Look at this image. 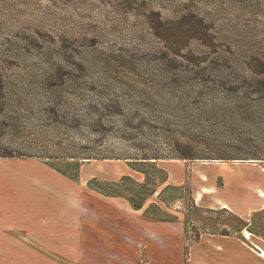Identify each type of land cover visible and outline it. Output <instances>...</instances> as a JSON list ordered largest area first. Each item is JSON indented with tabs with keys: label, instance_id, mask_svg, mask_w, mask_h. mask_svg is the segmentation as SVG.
Masks as SVG:
<instances>
[{
	"label": "rangeland",
	"instance_id": "374dc122",
	"mask_svg": "<svg viewBox=\"0 0 264 264\" xmlns=\"http://www.w3.org/2000/svg\"><path fill=\"white\" fill-rule=\"evenodd\" d=\"M205 58L221 62L226 59L264 60V0H0V66L14 67L4 71L5 74L12 73L11 79H23L26 74L33 81V77L48 78L51 69L69 64L73 69H67L73 73L71 77L75 81L65 87L63 94L73 101L74 108L95 101L93 96L105 102L102 98L114 93L123 99L135 96L132 102L135 105L140 101L138 95L153 93L154 89L143 85L132 87L133 82L143 83L144 78L156 72L159 64L170 60L195 63ZM118 64H130L138 70L124 75ZM256 88L253 83L244 90L257 96ZM29 91L35 95L31 100L33 105L22 102L18 105H23L25 110L30 107L32 115L37 116L39 103L47 99L45 94L50 91L35 85ZM76 97L84 99L85 103ZM142 121L141 127L131 125L128 131L120 121L100 130H83L82 127L72 139L77 138L75 142L83 150L113 156L142 152L169 155L171 148L177 147L180 138L177 136L182 132L179 126L149 118ZM183 131L188 133L184 128ZM81 132L83 136H80ZM44 135L51 140L53 136L62 140L67 138L64 131ZM193 139L195 143L201 139L196 130ZM195 150L201 149L195 147ZM209 152L205 151L206 154ZM15 158L33 160L39 169L50 171L53 187L59 183V187L64 188L49 190L50 186L45 185L51 181L42 182L39 176L33 189L40 196L48 193L52 198L69 200L72 209L76 208L73 200H79L85 206V219L80 227L86 248L96 245L99 250L116 251L125 247L118 235L121 232L115 231V226L109 222L111 215H115L108 204L119 197L135 203L145 200L146 216L170 224L165 231L174 239L167 242V247L171 244L176 248L177 232L180 231L185 256L188 245L201 232L240 235L238 227L241 224L230 211L196 205H202L207 194L209 205L217 206L225 201L212 191L211 186L202 183L194 187L192 194V162L197 161L194 172L203 182L207 180L204 168L220 169L225 166L221 161H245L264 168L263 159H159L130 165L126 159L117 158L83 159L79 163L70 160L69 164L61 160ZM163 164H172L171 169L181 171L183 181L169 183ZM9 165L0 161V168L15 171L16 167ZM227 166L240 174L239 167ZM78 169L77 180L61 172L76 176ZM126 175L129 177L125 178ZM215 181L222 184V177H216ZM101 189L117 196L102 193ZM262 190L259 189L257 195L263 194ZM253 214L249 219L251 226L258 233L256 236L264 240V212ZM243 234L257 243L252 232L244 229Z\"/></svg>",
	"mask_w": 264,
	"mask_h": 264
},
{
	"label": "trees",
	"instance_id": "16d2710c",
	"mask_svg": "<svg viewBox=\"0 0 264 264\" xmlns=\"http://www.w3.org/2000/svg\"><path fill=\"white\" fill-rule=\"evenodd\" d=\"M173 61L159 64L156 72L151 77L144 78L143 83L133 82L132 87L143 85L155 92L138 95L140 101L135 102V105H132L135 96L123 99L121 95L114 93L102 98L105 102L93 96L95 101H89L86 105L78 104L81 108H74L73 101L63 94L65 87L75 81L70 71L73 67L69 64L51 69L48 78L33 77V81L26 74L22 76L23 79H11L12 73L9 76L5 73L14 67L0 66V158L34 157L42 161L61 160L67 164L70 160L79 163L83 159L117 158L126 159L130 165L159 159L264 160V60L226 59L221 62L205 58L195 63ZM119 65L124 75L138 70L130 64L117 66ZM253 83L257 85V96H251L248 90H244ZM34 85L43 86L50 91V95L45 94L47 99L39 103L37 116L32 115L30 107L25 110L23 105L19 106L21 102L33 105L31 100L35 95L29 90ZM26 88L27 91L24 90ZM81 101L85 103L84 99ZM145 118L172 123L182 129L177 136L180 137L177 147L171 148L169 155L147 152L118 156L93 154L79 148V143L75 142L77 138L72 139L73 134L81 131L82 127L83 130H100L120 121L128 131L131 125L141 127ZM35 122L38 125L35 126ZM195 130L201 136V139H196V143L193 139ZM62 131L67 135L66 140L55 136L51 140L48 135H44ZM80 136H83L82 132ZM195 147L201 150H195ZM206 150L210 154H206ZM61 172L75 180L80 174L79 169L76 176ZM99 191L102 192V189ZM102 193L117 196L104 191ZM129 200L136 208H141L145 201L135 203ZM261 212L264 209L253 215H260ZM236 217L241 223L238 227L240 234L247 229L258 236L251 221Z\"/></svg>",
	"mask_w": 264,
	"mask_h": 264
},
{
	"label": "crops",
	"instance_id": "0c3cea01",
	"mask_svg": "<svg viewBox=\"0 0 264 264\" xmlns=\"http://www.w3.org/2000/svg\"><path fill=\"white\" fill-rule=\"evenodd\" d=\"M0 161L16 167L15 171L0 168V264H264V240L252 234L257 241L253 243L243 231L240 235L203 231L188 245L185 256L180 231L176 248L171 244L167 247V242L174 239L165 231L170 224L146 216V203L136 208L119 197L108 204L115 215H111L109 222L115 231L121 232L118 235L125 247L116 251L99 250L96 245L86 248L80 227L85 206L73 200L76 208L72 209L69 200L55 199L48 193L40 196L33 189L39 176L42 182L51 181L45 185L50 186L46 187L49 190L64 188L59 183L53 187L50 171L39 169L33 160L0 158ZM195 162L190 165L192 194L194 187L202 183L211 186L225 201L217 206L209 205L207 194L202 205L195 200L196 205L226 208L243 219L247 217L245 220L264 209V190L257 195L259 189H264L263 167L245 161H221L225 168H204L207 180L203 182L194 172ZM171 165L163 164L168 182L181 183V171L171 169ZM227 165L239 167L240 174L232 172ZM218 176L222 177V184L215 181Z\"/></svg>",
	"mask_w": 264,
	"mask_h": 264
}]
</instances>
